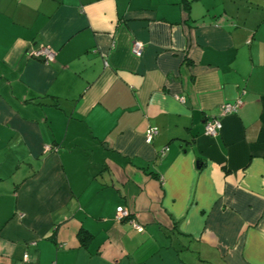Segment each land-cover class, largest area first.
<instances>
[{
  "label": "crops",
  "instance_id": "1",
  "mask_svg": "<svg viewBox=\"0 0 264 264\" xmlns=\"http://www.w3.org/2000/svg\"><path fill=\"white\" fill-rule=\"evenodd\" d=\"M0 264H264V0H0Z\"/></svg>",
  "mask_w": 264,
  "mask_h": 264
},
{
  "label": "built area",
  "instance_id": "2",
  "mask_svg": "<svg viewBox=\"0 0 264 264\" xmlns=\"http://www.w3.org/2000/svg\"><path fill=\"white\" fill-rule=\"evenodd\" d=\"M142 47H143V44L141 42L134 41L132 43V52L135 55L139 56L141 54ZM30 56L32 58L42 59L46 62L52 61L54 58L53 52L49 48H46V47H41L36 51H32L30 53ZM179 99L182 100V98H179ZM240 103H241L240 100H235L233 102L224 103L222 106L223 113H230V112L236 111V109L240 105ZM220 128H221V122H220L219 118H211V119H208L205 121L204 132H205V134H207L209 136H214ZM157 132H158V129L156 126H149L144 133L145 141L147 143L151 142L153 137L157 134ZM166 150H167L166 147L162 148L160 150V155H163ZM115 217L117 220L128 219L129 222L131 223V225L135 229H137L139 231L142 230L141 225H139L131 217V214L129 213V211L123 207H118L116 209ZM26 259H27V256H24V260H26Z\"/></svg>",
  "mask_w": 264,
  "mask_h": 264
},
{
  "label": "water",
  "instance_id": "3",
  "mask_svg": "<svg viewBox=\"0 0 264 264\" xmlns=\"http://www.w3.org/2000/svg\"><path fill=\"white\" fill-rule=\"evenodd\" d=\"M40 60H42V59H40Z\"/></svg>",
  "mask_w": 264,
  "mask_h": 264
}]
</instances>
